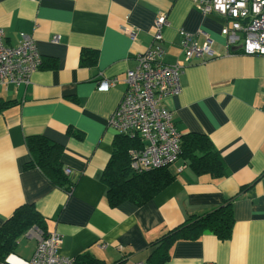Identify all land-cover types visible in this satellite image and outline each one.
I'll return each mask as SVG.
<instances>
[{"label":"crops","instance_id":"0c3cea01","mask_svg":"<svg viewBox=\"0 0 264 264\" xmlns=\"http://www.w3.org/2000/svg\"><path fill=\"white\" fill-rule=\"evenodd\" d=\"M163 13L164 62L182 65V90L165 108L181 134L211 139L224 176L196 175L178 160L175 170L169 167L175 181L152 201L112 208L101 180L117 134L108 120L123 100L126 72L154 42ZM226 24L219 15H202L192 0H0L5 43L32 36L43 60L28 83L0 89V227L17 207L34 203L46 232L62 236L60 255L90 252L108 264H144L149 244L163 233L235 197L230 239L206 232L198 241L178 242L166 264H264V55L229 49L221 32ZM180 31L200 43L207 34L215 55L186 60ZM85 51L94 55L92 64L83 63ZM103 78L118 81L101 91ZM32 135L64 146L62 161L77 180L72 192L26 166ZM36 245L29 231L0 264H28Z\"/></svg>","mask_w":264,"mask_h":264},{"label":"built area","instance_id":"2783aa9c","mask_svg":"<svg viewBox=\"0 0 264 264\" xmlns=\"http://www.w3.org/2000/svg\"><path fill=\"white\" fill-rule=\"evenodd\" d=\"M202 15H219L227 24L221 32L227 39L228 48H236L247 54L264 55V0H192ZM167 25L165 14L156 21L154 40L162 38L161 29ZM135 40V32L127 29ZM185 58L213 57L212 39L200 43L191 34L181 32ZM4 29L0 27V89L11 84L29 82V77L40 69L43 60L32 36L21 34L17 45L5 43ZM60 36L53 38L54 43ZM164 51L151 48L138 58V67L128 70L124 82L127 86L123 100L108 120L117 134L139 136L143 148L130 151L134 160L132 168L137 171L170 166L180 158V132L173 113L165 108L164 101L181 92L179 64L155 63ZM154 60V61H153ZM117 79L103 78L98 89L108 91ZM264 110V98H263ZM66 170V173H69ZM61 239L57 234L44 236L39 231L38 245L30 264H72L74 258L58 253ZM105 247V245H103Z\"/></svg>","mask_w":264,"mask_h":264},{"label":"trees","instance_id":"16d2710c","mask_svg":"<svg viewBox=\"0 0 264 264\" xmlns=\"http://www.w3.org/2000/svg\"><path fill=\"white\" fill-rule=\"evenodd\" d=\"M163 31L164 27L161 29V40H154L148 49H162L164 51L163 56L156 58L155 63L168 64L164 62L166 51L162 46ZM89 53V51L84 52L82 58L84 64H92L94 61V55ZM142 54L137 55V61ZM175 64L181 65L179 62L169 65ZM137 67L138 63L131 70H135ZM67 133L76 136L78 139L81 138L80 133L73 128H69ZM26 145L31 157L26 166L38 168L53 185L67 192H72L77 180L66 173L67 168L62 161L64 146L44 135L28 136ZM142 148L143 143L139 136L116 134L112 155L101 175V180L107 187L106 198L112 208L125 202L136 207L144 206L175 181L176 177L169 166L142 171L132 168L134 158L130 151L139 152ZM180 149L179 160L185 163L196 175H209L214 179H220L224 176V160L207 135L195 132L180 133ZM234 200L235 197L229 198L221 206L210 212L190 216L181 224L163 233L149 244L151 251L144 264H166L171 258L170 251L176 243L198 241L206 232L213 233L221 240L230 239L235 224ZM46 226V219L34 203H24L16 208L0 227V262L16 253L19 240L32 228L37 227L46 231ZM72 264L108 263L99 260L90 252H85L75 257Z\"/></svg>","mask_w":264,"mask_h":264},{"label":"rangeland","instance_id":"374dc122","mask_svg":"<svg viewBox=\"0 0 264 264\" xmlns=\"http://www.w3.org/2000/svg\"><path fill=\"white\" fill-rule=\"evenodd\" d=\"M227 40V39H226ZM131 154V153H130ZM174 165H170L169 167L170 168H173L174 170H175V167H173ZM67 170H69V169H67ZM70 171V170H69ZM67 174H70V172L69 173H67ZM21 206V205H20ZM18 208V207H17ZM16 210V209H15ZM14 210V211H15ZM39 231H41L43 234H44V236H49V235H51V234H57L59 237H60V239H61V243H60V246L62 245V236H60V234H58V233H48V232H46V231H42L41 229H39V228H37V227H34V228H32L31 230H30V233L32 234V237H34V238H36L37 239V245H38V234H39ZM60 246L58 247V250H59V248H60ZM101 248H106V246L104 247L103 245L101 246ZM35 252H36V250H35ZM59 253V252H58ZM35 254V253H34ZM34 256V255H33ZM66 257V256H65ZM33 258V257H32ZM32 258H31V260H32ZM69 258H71V257H69ZM31 260L30 261H28V264H30V262H31ZM74 260H75V258H74Z\"/></svg>","mask_w":264,"mask_h":264}]
</instances>
